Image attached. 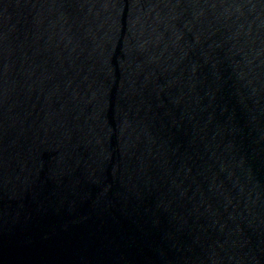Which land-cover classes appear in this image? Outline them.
Listing matches in <instances>:
<instances>
[{"label": "water", "instance_id": "water-1", "mask_svg": "<svg viewBox=\"0 0 264 264\" xmlns=\"http://www.w3.org/2000/svg\"><path fill=\"white\" fill-rule=\"evenodd\" d=\"M0 264H264V0H0Z\"/></svg>", "mask_w": 264, "mask_h": 264}]
</instances>
